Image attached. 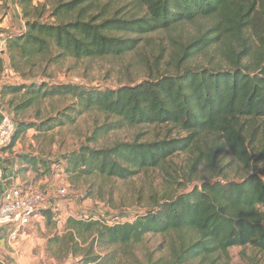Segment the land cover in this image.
<instances>
[{
  "label": "trees",
  "instance_id": "trees-1",
  "mask_svg": "<svg viewBox=\"0 0 264 264\" xmlns=\"http://www.w3.org/2000/svg\"><path fill=\"white\" fill-rule=\"evenodd\" d=\"M100 1L58 0L47 8L34 5V0H18L25 25L8 36L4 52L10 66L45 74L49 66L68 58H101L136 49L140 38L128 33L145 36L199 19H208L210 27L183 47L182 56L176 54V71L137 83L106 89L47 81L2 86L1 98L14 96L8 107L17 128L9 147L31 128L48 133L73 124L78 114L98 110L112 120L89 139L95 142L125 126L153 124L170 125L189 136L103 147L83 144L64 157L69 175L127 179L189 150L204 133L219 135L225 148L249 168L264 160V0H132L144 14L97 20L89 12ZM209 49L224 60L211 66L184 64ZM4 69L0 56V76ZM55 98L71 103L43 116L40 106ZM37 106L34 119L22 118ZM24 158L40 162L35 156ZM41 212L49 224L57 214L52 207ZM66 224L65 233L51 240L77 258L70 264H229L231 247L264 251V177L248 173L240 180H205L184 193L155 197L152 208L126 221L70 216ZM148 235L168 237L167 256L140 257L138 247Z\"/></svg>",
  "mask_w": 264,
  "mask_h": 264
},
{
  "label": "rangeland",
  "instance_id": "rangeland-1",
  "mask_svg": "<svg viewBox=\"0 0 264 264\" xmlns=\"http://www.w3.org/2000/svg\"><path fill=\"white\" fill-rule=\"evenodd\" d=\"M18 0H0V56L5 59V69L0 76V88L4 85L47 81L50 84L78 83L96 88H118L124 84L137 83L164 72L176 71V54L181 55L183 47L196 36L210 27L208 19L185 22L168 30H160L140 36L135 33L125 34L140 38L139 46L122 55H108L101 58L76 60L68 58L47 68L45 74L33 71L31 67L24 71L10 66L7 54L8 36L25 25L23 8ZM58 0H34V5L46 4L47 8ZM65 2L70 0H64ZM144 9L132 0H101L90 7L89 16L97 20L117 16H140ZM119 34H124L123 32ZM211 34V33H210ZM182 56V55H181ZM224 59L214 49L190 56L184 64L211 66ZM13 95L0 97V109L14 116L9 110L8 102ZM19 98H16V102ZM66 98H55L40 106L42 115L55 112L70 104ZM39 106L32 107L22 114V118L34 119ZM112 119L98 110H90L78 114L73 124L58 127L48 133H39L31 128L11 148L16 151L21 164L22 177L28 174V184L22 185L30 189V183L37 182L36 189L51 193L55 201L61 202L49 224L37 230L39 245L36 252L43 253L41 264H70L77 258L68 255L61 249L59 242L51 239L62 236L66 231L67 219L72 216H96L112 223L134 218L153 207L155 197L180 194L200 186L205 180L229 179L240 180L248 173H256L264 177V160L254 162L247 167L222 144L219 135L204 133L198 137L195 146L187 151H177L161 166L139 171L127 179H118L101 174L69 175L65 172V156L77 150L83 144L93 147L110 146L119 141H152L159 139L184 138L188 132L174 129L170 125H138L125 126L105 137L95 134L99 126ZM260 123V121H258ZM9 147V146H8ZM15 147V150H12ZM35 156L39 163H32L24 158ZM23 156V157H22ZM27 171H26V170ZM27 176V175H26ZM47 186L44 188L43 184ZM47 189V190H46ZM50 189V190H49ZM64 190L61 194L59 191ZM46 202L45 204H47ZM49 204V203H48ZM56 207L52 206V209ZM169 240L164 235H148L138 247V254L145 261L146 255L152 253L157 259L168 255ZM229 264H264V251L252 246H234L229 250ZM146 264V262L144 263Z\"/></svg>",
  "mask_w": 264,
  "mask_h": 264
},
{
  "label": "crops",
  "instance_id": "crops-1",
  "mask_svg": "<svg viewBox=\"0 0 264 264\" xmlns=\"http://www.w3.org/2000/svg\"><path fill=\"white\" fill-rule=\"evenodd\" d=\"M12 150H15V147H13ZM21 166L27 167L28 165L26 163L21 164V160L16 151L12 153L10 147L0 149V167L3 168L5 176V179L0 181V204L4 200V197L9 194L11 184H28L31 177L30 175L28 177V174H26L27 176L24 175L22 177L19 170ZM37 184V182H34L33 184L30 183L29 188H36ZM46 186L47 185L44 183L43 187L45 188ZM58 201H55L51 193H48L47 202L49 204H45L43 208L55 206L56 209L53 208V210L58 211L62 205V203ZM70 215L75 216L72 212H70L69 216ZM44 222L45 216L41 211H39V214L33 219L32 224L27 229V234L21 235L17 244L11 242L8 228L0 229V260L2 263L41 264L43 260V253L35 251V248L39 245L38 237L35 233L40 228V225L43 227L42 225H44Z\"/></svg>",
  "mask_w": 264,
  "mask_h": 264
},
{
  "label": "built area",
  "instance_id": "built-area-1",
  "mask_svg": "<svg viewBox=\"0 0 264 264\" xmlns=\"http://www.w3.org/2000/svg\"><path fill=\"white\" fill-rule=\"evenodd\" d=\"M17 123L12 115L0 109V149L7 147L13 138ZM4 171L0 167V181L4 180ZM36 188L26 189L19 184H11L10 191L0 204V229L8 228L12 243L17 244L21 235L47 202V194ZM64 194V190L59 191ZM4 264V263H3Z\"/></svg>",
  "mask_w": 264,
  "mask_h": 264
}]
</instances>
